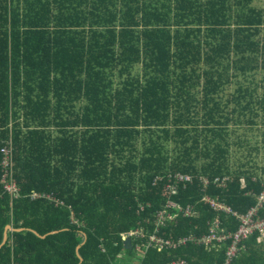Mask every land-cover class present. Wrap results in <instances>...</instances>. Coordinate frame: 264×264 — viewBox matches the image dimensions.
Listing matches in <instances>:
<instances>
[{
  "label": "trees",
  "instance_id": "obj_1",
  "mask_svg": "<svg viewBox=\"0 0 264 264\" xmlns=\"http://www.w3.org/2000/svg\"><path fill=\"white\" fill-rule=\"evenodd\" d=\"M171 172L193 181L168 194ZM262 192L264 0H0V245L22 229L0 264H122L123 251L224 264L225 248L191 243L139 259L122 234L152 230L171 199L199 215L166 221L163 237L200 236L216 216L205 193L244 214ZM242 245L232 264H264L259 234Z\"/></svg>",
  "mask_w": 264,
  "mask_h": 264
},
{
  "label": "built area",
  "instance_id": "obj_2",
  "mask_svg": "<svg viewBox=\"0 0 264 264\" xmlns=\"http://www.w3.org/2000/svg\"><path fill=\"white\" fill-rule=\"evenodd\" d=\"M4 154L3 167L5 168V173L2 178V183L4 190L11 196V198L19 197L20 189L17 186L14 177L13 168V158L11 156L10 148L3 147L1 149ZM163 180L162 176H157L154 180V185L159 181ZM204 182L205 191L209 180L207 178H201ZM193 177L188 174L183 173H169L167 176L166 191L168 194H176L177 187L179 183L192 182ZM229 177L219 178L217 177L213 183L219 188H227V183ZM242 185H244V179L241 180ZM46 197L52 199L49 195L43 194H33L32 198H42ZM202 202L207 205L212 211L216 213V216L210 223L211 230L209 233H204L200 236H195L192 234H187L184 236H179L178 238L163 237V232L161 231V226L166 225V221L173 222L177 219L180 213L184 216L199 215L197 211L192 209L190 206L187 208H182L178 203L169 199L164 208L160 210L156 215V221L152 224V230L148 229L146 226H139L135 230L122 234V239L125 241L131 239L132 246L133 240H140L135 246V251L138 252L137 258H142L143 254L150 248L154 247L158 251L163 249H174L180 246H186L191 243L194 245H202L207 248L214 247L217 250L225 248L226 259L224 264H232L233 260L238 256L239 252L242 250V243L244 240L249 239L255 233L259 234L260 239L264 242V217L260 214L264 209V192L258 196L257 204L252 207L247 213L240 214L235 211L231 206L227 205L220 198L211 197L207 193L202 197ZM224 213L228 216L235 218L238 226L235 230L228 229L222 226V219L220 214ZM149 224V221H145ZM104 250V249H103ZM143 253V254H141ZM168 264H191L185 259H177L169 262Z\"/></svg>",
  "mask_w": 264,
  "mask_h": 264
},
{
  "label": "water",
  "instance_id": "obj_3",
  "mask_svg": "<svg viewBox=\"0 0 264 264\" xmlns=\"http://www.w3.org/2000/svg\"><path fill=\"white\" fill-rule=\"evenodd\" d=\"M20 231V230H22V229H19V230H17V229H14L11 225H8L7 227H6V229H5V232H4V239H3V242H2V244L0 245V247L2 246V245H4L5 244V242L7 241V239H8V231ZM35 234H37L38 236H41L38 232H36V231H34V230H32ZM51 233H56V231H54V232H51ZM42 237H46V236H42ZM124 246H125V248L126 249H132V246H131V239H127V240H125L124 241ZM79 248H80V246L77 248L78 250H79ZM78 256L81 258V255L79 254V251H78ZM81 260H82V258H81Z\"/></svg>",
  "mask_w": 264,
  "mask_h": 264
},
{
  "label": "rangeland",
  "instance_id": "obj_4",
  "mask_svg": "<svg viewBox=\"0 0 264 264\" xmlns=\"http://www.w3.org/2000/svg\"><path fill=\"white\" fill-rule=\"evenodd\" d=\"M244 186L245 185H242V187H244ZM128 254L129 253L127 251H123V253L120 256L121 259L118 257L119 258L118 263H122V264H135V262H134V255L132 254L133 256L131 257L130 256L131 254H129V255ZM141 254H143V253H141Z\"/></svg>",
  "mask_w": 264,
  "mask_h": 264
},
{
  "label": "clouds",
  "instance_id": "obj_5",
  "mask_svg": "<svg viewBox=\"0 0 264 264\" xmlns=\"http://www.w3.org/2000/svg\"><path fill=\"white\" fill-rule=\"evenodd\" d=\"M131 246H132V241H131Z\"/></svg>",
  "mask_w": 264,
  "mask_h": 264
}]
</instances>
